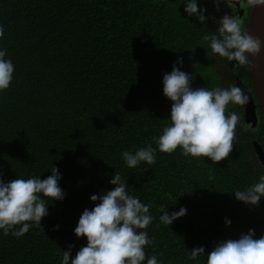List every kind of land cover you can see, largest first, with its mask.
Masks as SVG:
<instances>
[{
    "label": "trees",
    "instance_id": "obj_1",
    "mask_svg": "<svg viewBox=\"0 0 264 264\" xmlns=\"http://www.w3.org/2000/svg\"><path fill=\"white\" fill-rule=\"evenodd\" d=\"M218 1L197 0L201 21L184 11L187 0H0V51L15 68L10 87L0 91V173L5 182L44 179L55 166L65 193L63 200L44 197L42 227L19 238L0 229V264H61L69 245L74 258L87 244L74 232L79 218L99 202L93 194L115 187L116 172L131 196L151 205L146 231L153 243L143 264L153 255L162 264H207L221 241L250 229L254 238L264 236V196L253 205L235 195L264 175L254 163L264 152L256 98L255 127L246 122V105L229 104L226 112L241 120L233 151L220 162L185 156L179 147L161 152L154 141L171 123L163 76L174 64L192 75L194 89L253 92L248 66L213 54L203 40L220 37ZM240 24L246 32V19ZM148 144L157 148L155 163L129 168L122 153ZM161 207L187 212L165 225ZM196 247L205 253L189 260Z\"/></svg>",
    "mask_w": 264,
    "mask_h": 264
},
{
    "label": "clouds",
    "instance_id": "obj_2",
    "mask_svg": "<svg viewBox=\"0 0 264 264\" xmlns=\"http://www.w3.org/2000/svg\"><path fill=\"white\" fill-rule=\"evenodd\" d=\"M251 7H264V0H247ZM184 11L189 16L195 14L203 21L205 16L197 0H187ZM215 34L204 35L203 40L210 42L213 54L236 61L240 66L250 65V56H257L264 50V39L242 31L236 16L225 15ZM4 28L0 26V38ZM6 49L0 51V91L10 87L15 71L11 59H5ZM177 63L182 64V60ZM192 75L182 71L176 64L170 73L163 76V93L173 103L171 105V123L164 127L162 135L154 138L159 151L173 153L182 148L185 156L209 157L213 162L228 158L236 141V129L241 117L235 111L227 113L229 104L245 106L249 103L241 87H215L194 89ZM157 148L152 144L141 147L135 152L124 151L122 157L129 168L137 167L141 162L155 163ZM47 178H15L8 182L0 173V229L5 235L11 233L19 238L35 225L42 227V219L48 215V204L44 197L51 200H63L65 193L59 185L62 178L59 169L51 168ZM110 183L115 187L103 194H93L90 199L99 201L92 209L81 214L75 235L87 238V244L80 247L72 257V245L63 251L61 264H143L146 260L145 248L153 243L146 229L153 222L151 205L142 203L138 197L127 191V183L116 172ZM236 198L253 205L264 196V175L259 182L245 191H237ZM160 222L171 225L173 220L184 216L186 208L169 214L164 207ZM230 223V221H228ZM17 225H22L15 230ZM59 228V225L56 226ZM250 229L239 239H227L218 243L207 253V264H264V236L254 238ZM205 253L204 247L193 248L189 260H196ZM147 264H162L153 255L147 258Z\"/></svg>",
    "mask_w": 264,
    "mask_h": 264
},
{
    "label": "water",
    "instance_id": "obj_3",
    "mask_svg": "<svg viewBox=\"0 0 264 264\" xmlns=\"http://www.w3.org/2000/svg\"><path fill=\"white\" fill-rule=\"evenodd\" d=\"M246 32L264 39V7L251 8ZM248 71L253 92L249 88H244V92L249 95V103L246 105V122L251 124L256 111L255 98L258 100L264 116V50L257 56H250Z\"/></svg>",
    "mask_w": 264,
    "mask_h": 264
},
{
    "label": "flooded vegetation",
    "instance_id": "obj_4",
    "mask_svg": "<svg viewBox=\"0 0 264 264\" xmlns=\"http://www.w3.org/2000/svg\"><path fill=\"white\" fill-rule=\"evenodd\" d=\"M215 1V0H214ZM219 4H216V11L218 17H224L225 11L230 14V16H236L238 19H240V22L244 23L245 19L248 21L249 13L246 12L247 4L246 0H227V1H221V3L218 1ZM240 7V8H239ZM247 28V24H246ZM235 62V61H234ZM237 63V62H236ZM259 113L256 110L255 116L251 124H248L250 126L255 127V124L258 121ZM257 160H255V166L261 167L264 170V152H261L260 154H257Z\"/></svg>",
    "mask_w": 264,
    "mask_h": 264
},
{
    "label": "rangeland",
    "instance_id": "obj_5",
    "mask_svg": "<svg viewBox=\"0 0 264 264\" xmlns=\"http://www.w3.org/2000/svg\"><path fill=\"white\" fill-rule=\"evenodd\" d=\"M223 1V0H222ZM224 1H227V0H224ZM240 8V7H239ZM225 14H227V15H230V14H228L226 11H225ZM218 14H217V12H216V16H217ZM218 17V16H217Z\"/></svg>",
    "mask_w": 264,
    "mask_h": 264
}]
</instances>
